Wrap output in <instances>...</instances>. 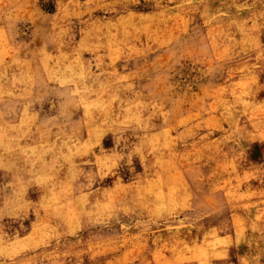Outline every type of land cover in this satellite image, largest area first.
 I'll use <instances>...</instances> for the list:
<instances>
[{
  "label": "rangeland",
  "instance_id": "1",
  "mask_svg": "<svg viewBox=\"0 0 264 264\" xmlns=\"http://www.w3.org/2000/svg\"><path fill=\"white\" fill-rule=\"evenodd\" d=\"M0 264H264V0H0Z\"/></svg>",
  "mask_w": 264,
  "mask_h": 264
}]
</instances>
